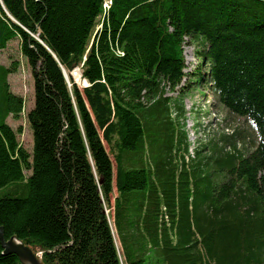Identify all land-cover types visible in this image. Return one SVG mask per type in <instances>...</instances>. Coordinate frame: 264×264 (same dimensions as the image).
Masks as SVG:
<instances>
[{
  "label": "trees",
  "instance_id": "16d2710c",
  "mask_svg": "<svg viewBox=\"0 0 264 264\" xmlns=\"http://www.w3.org/2000/svg\"><path fill=\"white\" fill-rule=\"evenodd\" d=\"M10 41L34 99L29 152L6 122L17 66L0 64L5 239L45 264H264V0H0V53ZM186 41L207 71L183 86ZM200 85L250 132L191 157L183 97ZM0 264L20 262L0 246Z\"/></svg>",
  "mask_w": 264,
  "mask_h": 264
},
{
  "label": "rangeland",
  "instance_id": "374dc122",
  "mask_svg": "<svg viewBox=\"0 0 264 264\" xmlns=\"http://www.w3.org/2000/svg\"><path fill=\"white\" fill-rule=\"evenodd\" d=\"M183 56L186 65L185 73L189 75L182 84L186 86L189 84L188 79H193L190 74H194L197 68L201 74H204L207 68L198 60L196 47L189 44L188 41L183 46ZM0 64L6 67H11L14 64L17 66L14 72L8 76V83L11 92L23 99L24 108L18 120H12L9 117L6 122L13 130H20L18 141L24 149L30 152L32 137L26 115L33 106V79L26 60L20 55L17 41H10L0 53ZM76 70L79 71V69ZM73 72L74 70L70 75L77 88L86 87L87 83L73 79ZM192 88H189L188 94L183 97L184 119L181 122L187 136L188 152L191 157L194 156L196 149L209 140H217L221 135H231L232 132L239 129L250 132L245 121L229 117L216 108V102L209 87L200 85L196 90ZM169 96L175 97L171 94ZM115 195L114 189L112 200ZM108 212L109 210H106V213Z\"/></svg>",
  "mask_w": 264,
  "mask_h": 264
},
{
  "label": "water",
  "instance_id": "95a60500",
  "mask_svg": "<svg viewBox=\"0 0 264 264\" xmlns=\"http://www.w3.org/2000/svg\"><path fill=\"white\" fill-rule=\"evenodd\" d=\"M75 71L72 75L75 74ZM64 76L65 78L67 77L65 73ZM0 246L2 248V255H15L20 264H45L43 261V254L45 251L33 252L14 236L5 239L2 227H0Z\"/></svg>",
  "mask_w": 264,
  "mask_h": 264
},
{
  "label": "bare ground",
  "instance_id": "6f19581e",
  "mask_svg": "<svg viewBox=\"0 0 264 264\" xmlns=\"http://www.w3.org/2000/svg\"><path fill=\"white\" fill-rule=\"evenodd\" d=\"M73 78L77 81V80H79V78H80V73H79V71H75V74L73 75Z\"/></svg>",
  "mask_w": 264,
  "mask_h": 264
}]
</instances>
